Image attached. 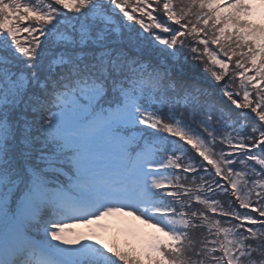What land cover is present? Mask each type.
I'll return each instance as SVG.
<instances>
[{
  "label": "snow or ice",
  "instance_id": "obj_1",
  "mask_svg": "<svg viewBox=\"0 0 264 264\" xmlns=\"http://www.w3.org/2000/svg\"><path fill=\"white\" fill-rule=\"evenodd\" d=\"M0 264H264V0H0Z\"/></svg>",
  "mask_w": 264,
  "mask_h": 264
},
{
  "label": "rangeland",
  "instance_id": "obj_2",
  "mask_svg": "<svg viewBox=\"0 0 264 264\" xmlns=\"http://www.w3.org/2000/svg\"><path fill=\"white\" fill-rule=\"evenodd\" d=\"M102 223L109 225V227L105 230H98L101 232V236L106 242H118L121 244V246H124L126 243L130 242V238L125 234L124 231V229L127 227L126 224L122 223L116 218H106ZM75 230L86 233L88 228L85 226H78Z\"/></svg>",
  "mask_w": 264,
  "mask_h": 264
},
{
  "label": "trees",
  "instance_id": "obj_3",
  "mask_svg": "<svg viewBox=\"0 0 264 264\" xmlns=\"http://www.w3.org/2000/svg\"><path fill=\"white\" fill-rule=\"evenodd\" d=\"M32 2H35V0H32ZM174 7L177 8V10H179V8H182L184 6V3L186 2V0H172ZM237 59V57H233V63L230 64V69L234 67V62ZM236 83H238V79L236 81Z\"/></svg>",
  "mask_w": 264,
  "mask_h": 264
}]
</instances>
